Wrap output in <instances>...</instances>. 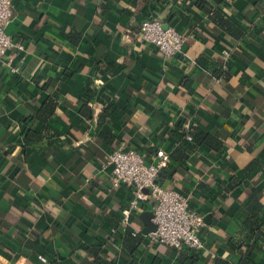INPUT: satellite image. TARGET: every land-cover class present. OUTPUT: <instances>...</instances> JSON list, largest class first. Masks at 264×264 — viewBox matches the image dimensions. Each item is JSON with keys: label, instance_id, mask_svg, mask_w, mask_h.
Masks as SVG:
<instances>
[{"label": "crops", "instance_id": "obj_1", "mask_svg": "<svg viewBox=\"0 0 264 264\" xmlns=\"http://www.w3.org/2000/svg\"><path fill=\"white\" fill-rule=\"evenodd\" d=\"M198 2L243 37L220 30ZM149 18L185 35L183 54L167 60L139 38ZM5 31L14 46L0 58V264H90L93 245L127 264L122 210L131 193L112 187L103 164L115 149L149 160L176 147L187 157H170L158 180L205 223L203 248L179 251L194 254L192 264H237L249 193L264 227V0H13ZM219 67L225 76H214ZM49 96L53 115L33 120ZM192 126L216 134L221 148H190ZM29 129L41 140H28ZM140 212L130 224L146 233ZM255 248L264 264V240ZM138 252L141 264H182L178 250L147 236Z\"/></svg>", "mask_w": 264, "mask_h": 264}, {"label": "built area", "instance_id": "obj_2", "mask_svg": "<svg viewBox=\"0 0 264 264\" xmlns=\"http://www.w3.org/2000/svg\"><path fill=\"white\" fill-rule=\"evenodd\" d=\"M13 0H0V58L14 46L5 28L10 22ZM139 38L153 45L165 59L170 60L183 54L185 35L172 26L163 27L156 18L143 20L138 27ZM19 48H22L19 45ZM223 59L229 57V51H222ZM187 142L192 137L184 135ZM170 160L163 149H156L148 160L144 153L135 149H115L107 157L103 166L110 167L111 185L129 188L131 197L128 205L122 210L124 222L134 212L144 211L145 203L150 205L151 221L155 230L147 231V238L155 243L168 245L174 249L186 246L192 250H201L203 242L198 234L204 226L201 214L189 207L188 198L174 189L163 187L159 180V172ZM38 259L46 262L45 256L38 254Z\"/></svg>", "mask_w": 264, "mask_h": 264}, {"label": "trees", "instance_id": "obj_3", "mask_svg": "<svg viewBox=\"0 0 264 264\" xmlns=\"http://www.w3.org/2000/svg\"><path fill=\"white\" fill-rule=\"evenodd\" d=\"M216 3H221L224 0H214ZM200 6L212 23L217 25V27L233 36L236 39H241L243 37V31L236 25H234L229 19L225 18L220 11L217 9H210L203 3H197ZM192 29L197 31V27H192ZM80 37V33L71 29L70 38L71 40H77ZM76 42V41H75ZM227 71L222 67L217 68L214 71V76L220 77L225 76ZM57 102L52 97H47V99L39 104L38 109L33 113V120H39L45 123L49 117H51L55 111ZM87 114V113H86ZM87 116V115H86ZM192 137V142L189 145L190 148L199 146L201 144L207 145L210 150L218 151L222 146V140L214 133H209L204 130H199L196 126L190 127L187 132ZM100 140L112 142L111 136H108L105 132L101 131L98 134ZM26 138L30 141H39L42 138L40 132H34L29 129L26 133ZM111 153V152H110ZM109 153V154H110ZM108 154V155H109ZM169 157L180 159L187 157L184 150L176 147L170 154ZM244 208L246 211V216L243 220V225L248 229L249 233L244 239L238 244V247L242 250L241 255L238 258L237 264H258L255 259L254 254H256V245L259 241L264 240V227L263 221L258 217L259 211L261 209V203L256 199L255 193H249L246 202L244 203ZM131 217L129 216L128 221L124 224V233L122 236V247L127 252L129 260L127 264H141L138 261V246L140 245L142 239L147 236L146 233L140 230H135L130 224ZM113 228L110 229L111 233ZM161 244V243H159ZM165 245V244H164ZM90 254H92V259L90 264H114L113 262L104 258L100 253V246H88L86 248ZM178 250L179 259L182 264H192L196 261L197 257L192 254H183ZM57 264V263H52Z\"/></svg>", "mask_w": 264, "mask_h": 264}, {"label": "water", "instance_id": "obj_4", "mask_svg": "<svg viewBox=\"0 0 264 264\" xmlns=\"http://www.w3.org/2000/svg\"><path fill=\"white\" fill-rule=\"evenodd\" d=\"M152 215L150 210H144L139 213L140 220L150 231L155 230V224L151 221Z\"/></svg>", "mask_w": 264, "mask_h": 264}]
</instances>
